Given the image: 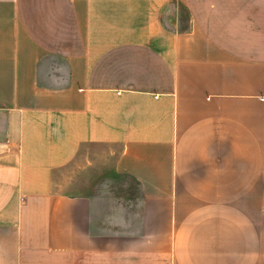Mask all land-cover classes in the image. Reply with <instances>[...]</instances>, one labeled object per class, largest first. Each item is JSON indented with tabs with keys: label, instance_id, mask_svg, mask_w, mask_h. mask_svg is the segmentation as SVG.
Masks as SVG:
<instances>
[{
	"label": "crops",
	"instance_id": "obj_1",
	"mask_svg": "<svg viewBox=\"0 0 264 264\" xmlns=\"http://www.w3.org/2000/svg\"><path fill=\"white\" fill-rule=\"evenodd\" d=\"M0 264H264V0H0Z\"/></svg>",
	"mask_w": 264,
	"mask_h": 264
},
{
	"label": "rangeland",
	"instance_id": "obj_2",
	"mask_svg": "<svg viewBox=\"0 0 264 264\" xmlns=\"http://www.w3.org/2000/svg\"><path fill=\"white\" fill-rule=\"evenodd\" d=\"M113 192L118 196L125 195L134 198L136 196V185L133 181L124 179L114 186Z\"/></svg>",
	"mask_w": 264,
	"mask_h": 264
}]
</instances>
